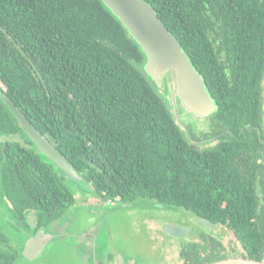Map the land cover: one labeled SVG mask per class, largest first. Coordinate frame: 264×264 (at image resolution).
Returning a JSON list of instances; mask_svg holds the SVG:
<instances>
[{"label":"trees","instance_id":"obj_1","mask_svg":"<svg viewBox=\"0 0 264 264\" xmlns=\"http://www.w3.org/2000/svg\"><path fill=\"white\" fill-rule=\"evenodd\" d=\"M144 1L216 104L200 136L179 122L145 73L140 45L102 0H0V87L96 197L184 209L232 232L239 257L263 261L264 0ZM21 131L0 100V135ZM5 175L23 207L59 218L74 203L35 148L9 144ZM202 239L181 251L185 264L235 257L216 238Z\"/></svg>","mask_w":264,"mask_h":264},{"label":"water","instance_id":"obj_2","mask_svg":"<svg viewBox=\"0 0 264 264\" xmlns=\"http://www.w3.org/2000/svg\"><path fill=\"white\" fill-rule=\"evenodd\" d=\"M112 13L122 21L132 38L140 45L147 60L144 65L145 73L154 81L158 88L168 82L173 83L170 89L172 105L176 116L178 107L185 112L192 114L196 118L205 119L216 110V104L211 98L202 75L195 69L190 57L181 46L179 40L170 32L164 22L159 18L155 8L144 0H102ZM0 98L5 103L9 112L19 122L26 131L27 136L33 145L28 144L19 133L5 135L0 138V142L19 143L27 149L35 148L42 156L50 160L61 173L77 181L82 186L88 184L85 179L75 170L57 146L49 138L43 135L35 125L26 117L10 97L0 89ZM90 192L91 186H85ZM93 192V191H92ZM114 205L115 203H109ZM132 204V203H126ZM115 206V205H114ZM158 206H162L158 204ZM66 216L56 221L58 225L65 222ZM200 223L208 230L212 229V224L201 220ZM97 229L95 234L91 230L82 233H73L72 236L78 239L79 247L91 249L96 244ZM190 230L178 225H170L164 228L166 234L177 237H185ZM92 232V233H91ZM86 249H82L83 254H87ZM90 250L91 260L97 251L96 246ZM113 256L114 254L111 253ZM108 256V255H105ZM118 259V258H117ZM103 263V261H102ZM108 261H105L107 264ZM117 264H125L121 255ZM205 264H264L263 261L249 260L244 257H229Z\"/></svg>","mask_w":264,"mask_h":264},{"label":"rangeland","instance_id":"obj_3","mask_svg":"<svg viewBox=\"0 0 264 264\" xmlns=\"http://www.w3.org/2000/svg\"><path fill=\"white\" fill-rule=\"evenodd\" d=\"M172 87L173 83L169 80L162 88H159L160 92L165 94L168 100L171 99L170 89ZM177 107L179 122L186 126L190 132L196 131L198 136H200L201 132L207 129L209 123L207 118H196L192 114L185 112L179 104H177ZM211 142L207 144L212 145ZM43 160L46 161L45 159ZM57 172L60 177H63V181L69 189L76 191L74 188L80 187L81 190L79 191L90 192L85 187L88 184L84 183V185L80 186L77 181L58 170ZM85 211L83 206H77L73 211L67 213L66 219L71 222L67 223L63 230L69 228L68 230L71 234L80 233L81 231H88V229L91 230L94 225H98V221L102 223V227L97 231L99 238L95 241L97 251L93 255L97 260L101 259L102 255L103 258L108 254L112 257L111 253H113V256L118 259L122 255L125 264H183V260L180 257L181 251L188 247L189 244L204 243L197 234L202 229L196 226L194 222H187V219L195 218L193 214L180 208L160 207L149 199L140 198L132 204L116 203L113 209L110 206H101L97 209V212H94L95 215L92 213L93 215L90 219H87L84 215ZM97 215L98 218H95ZM183 222L189 224L192 227V231L196 232L187 237H172L164 232V228L169 226V224H185ZM205 236H212L220 241L228 255L239 257L244 253L242 245L234 234L223 226L216 228L210 233H205ZM68 242H71V245L67 251L66 262V254L62 255V251L65 248L60 246L55 254V264H95L94 258L88 261L91 256H88V253L83 254L81 252L82 249L86 248L78 246L79 241L77 238H69ZM61 255L64 258L63 262H59ZM99 262L101 263V261ZM112 264H114V261Z\"/></svg>","mask_w":264,"mask_h":264},{"label":"flooded vegetation","instance_id":"obj_4","mask_svg":"<svg viewBox=\"0 0 264 264\" xmlns=\"http://www.w3.org/2000/svg\"><path fill=\"white\" fill-rule=\"evenodd\" d=\"M0 89L3 90L1 87ZM0 100L5 105V103L1 98ZM18 125L22 130L21 132L2 134L0 135V138L5 135L7 136L10 134L19 133L20 135H22V137L25 139V141L28 144L33 145L32 141L27 136L26 131L21 127L19 122ZM210 141H212L211 143L214 144L218 141V137L215 136L206 139L192 140L193 145L197 149H200ZM9 144H19V143L0 142V264H55L56 261L55 254L58 250V247L60 246H64L65 248V250L62 251V255L64 256V253L66 254L65 256V262H66L67 251L71 245V242H68V240L69 238H75V237L72 236L71 232L68 230L69 228H66L65 230L59 229V227H57L56 221L65 217L67 213L73 211L77 206H83L86 210L84 212V215L86 216L87 219H90L93 214L95 215L94 212H96L99 207L101 206L104 207L107 202L115 203V204L116 202L113 200H105L103 198L96 197L93 194V192H85V191L81 192L79 191L81 190V188L77 187L74 188L76 189V191L72 189L74 203L71 206H69L68 209L65 211V213L59 218H54L52 217V213L50 212L48 213L47 211H42L40 210V208L32 206V203L30 202L27 203L28 204L27 207H23L26 201L21 202L12 198L8 190V185H7L8 183L6 182V180L12 178L10 176L5 175V154L7 152V146ZM54 169L56 172L57 170H59L57 169L56 166H54ZM57 174L59 175L58 172ZM37 194L39 195L38 191L35 192V195ZM38 195L35 197L34 202L40 204L38 202ZM113 207L114 205H112L111 209ZM162 207L165 206L162 205ZM96 217L98 218V216ZM194 217H195L194 219H187V222L190 223L194 222L196 226L202 229L200 230V232L197 233L201 237V240H203L202 236L205 235V233H210L216 228L221 227V225H215L211 223L213 225L212 229L208 230L200 223V221L203 219L197 218L196 216ZM97 223L98 225L96 226L94 225L92 228L99 230L102 227V223H99V221ZM183 223L185 224H178V225L187 229L190 228V231L188 232L187 236H190L192 233L196 232V231L194 232L192 231V227L189 224H187L186 222ZM170 225H176V224H169V226ZM82 232L83 231H81L80 233ZM168 235L175 237V235L172 234H168ZM97 236L99 237L98 233ZM95 246L96 245H93V247L91 248L92 250L89 249L87 251L86 249L88 256H91L90 250L94 251L93 248ZM62 255L59 262H63L64 260ZM108 256L111 257L109 254ZM111 258H113L116 262H118L116 256H112ZM98 261H101V263L100 262L98 263ZM105 261L106 259L103 258L102 255V258L97 260V263L105 264ZM107 264H109V262ZM183 264H185L184 260H183Z\"/></svg>","mask_w":264,"mask_h":264},{"label":"crops","instance_id":"obj_5","mask_svg":"<svg viewBox=\"0 0 264 264\" xmlns=\"http://www.w3.org/2000/svg\"><path fill=\"white\" fill-rule=\"evenodd\" d=\"M91 192H92V191H91ZM108 204H109V203L107 202L105 206H110V207H112V204H111V205H110V204L108 205ZM114 205H115V204H114ZM112 209H113V208H112ZM111 211H112V210H111ZM96 212H97V211H96ZM112 213H115V212H112ZM97 216H98V215H97ZM95 218H97V217H95ZM95 218H93V219H95ZM69 222H71V221L68 220V219H66L65 222H64L63 224H61V225H58V224H57V227H59V229L63 230V229L67 226V223H69ZM61 230H59V231H61ZM94 230H95V228H92V232H94ZM92 232H91V233H92ZM94 233H95V235H96V232H94ZM95 235L91 234L90 236L93 237V236H95ZM98 238H99V237H98ZM88 250H89V249H88ZM105 259L109 262V264H112V262H113V260H114L113 258H111V257H109V256H106ZM115 263H117V262L114 260V264H115Z\"/></svg>","mask_w":264,"mask_h":264}]
</instances>
